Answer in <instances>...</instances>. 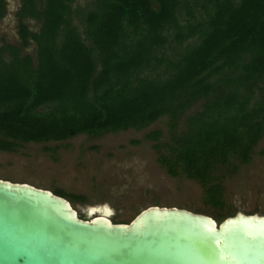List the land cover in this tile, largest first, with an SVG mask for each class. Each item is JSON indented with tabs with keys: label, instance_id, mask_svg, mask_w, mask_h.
<instances>
[{
	"label": "trees",
	"instance_id": "1",
	"mask_svg": "<svg viewBox=\"0 0 264 264\" xmlns=\"http://www.w3.org/2000/svg\"><path fill=\"white\" fill-rule=\"evenodd\" d=\"M75 1L20 0V43L0 45V152L165 117L167 142L159 130L144 136L166 150L159 164L222 208L218 169L247 163L264 135V0Z\"/></svg>",
	"mask_w": 264,
	"mask_h": 264
},
{
	"label": "water",
	"instance_id": "2",
	"mask_svg": "<svg viewBox=\"0 0 264 264\" xmlns=\"http://www.w3.org/2000/svg\"><path fill=\"white\" fill-rule=\"evenodd\" d=\"M104 204L81 219L46 189L0 179V264H264V215L216 222L177 207L148 206L113 223Z\"/></svg>",
	"mask_w": 264,
	"mask_h": 264
},
{
	"label": "rangeland",
	"instance_id": "3",
	"mask_svg": "<svg viewBox=\"0 0 264 264\" xmlns=\"http://www.w3.org/2000/svg\"><path fill=\"white\" fill-rule=\"evenodd\" d=\"M88 1L76 0L73 6L82 7ZM4 2L0 45L18 46L15 13L20 0ZM22 23L30 32L39 28L34 20L24 19ZM34 50V44L29 43L22 53L33 57ZM198 108L199 103L189 112ZM165 121V117L160 118L138 131L129 129L99 137L78 135L61 143H27L13 153L0 152V179L51 192L59 190L79 215H85L87 207L104 204L111 210L109 219L114 223H127L148 206L183 208L213 219L236 211L264 215V135L247 163L233 159L218 169L223 207L216 208L205 202L196 181L180 173L170 176L159 164L158 156L166 155V150H154L144 136L159 130L157 142H167Z\"/></svg>",
	"mask_w": 264,
	"mask_h": 264
},
{
	"label": "flooded vegetation",
	"instance_id": "4",
	"mask_svg": "<svg viewBox=\"0 0 264 264\" xmlns=\"http://www.w3.org/2000/svg\"><path fill=\"white\" fill-rule=\"evenodd\" d=\"M79 216V214H77ZM215 220V219H214Z\"/></svg>",
	"mask_w": 264,
	"mask_h": 264
}]
</instances>
